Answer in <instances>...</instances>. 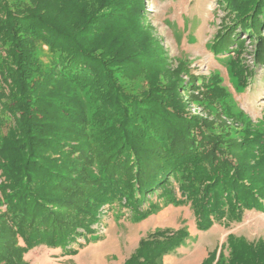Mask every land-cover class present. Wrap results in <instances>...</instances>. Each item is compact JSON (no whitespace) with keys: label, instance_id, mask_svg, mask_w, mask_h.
<instances>
[{"label":"trees","instance_id":"16d2710c","mask_svg":"<svg viewBox=\"0 0 264 264\" xmlns=\"http://www.w3.org/2000/svg\"><path fill=\"white\" fill-rule=\"evenodd\" d=\"M219 2L232 21L213 52L233 56L242 35L264 30V0ZM143 8L144 0H0V264H28L26 253L43 245L75 254L70 245L92 242L97 213L116 204L134 219L157 208L153 197L189 204L202 230L264 213L251 183L264 182V137L248 159L247 135L225 141L186 113L184 81L157 54ZM258 46L264 65V39ZM39 51L50 55L48 70ZM131 70L150 81L140 96L119 82ZM186 238L152 234L125 264H159ZM227 247V257L203 264H264V242L230 235Z\"/></svg>","mask_w":264,"mask_h":264},{"label":"rangeland","instance_id":"374dc122","mask_svg":"<svg viewBox=\"0 0 264 264\" xmlns=\"http://www.w3.org/2000/svg\"><path fill=\"white\" fill-rule=\"evenodd\" d=\"M219 1L144 0L142 19L158 43L157 54L184 81L180 91L186 113L215 124V132L221 133L225 141H242L247 135L252 144L244 153L253 159L255 141L264 137V65L255 56L260 50L259 40L264 39V30L258 37L242 35V49L232 47L233 56H215L212 47L219 46L221 34L230 33L226 29L232 21L229 9ZM38 57L48 70L50 55L39 51ZM232 61L240 62L244 78L236 75ZM134 71H129L127 76L119 74V82L128 93L140 96L150 89V81L144 74L146 71ZM2 137L0 131V144ZM257 159L262 160L260 154ZM262 179L251 182L256 194H264ZM151 201L157 208L142 219H134L129 209L118 204L100 210L99 222L90 227L96 231L92 242L78 237L77 243L70 245V249L77 251L73 255L62 248L43 245L26 253L25 261L28 264H125L144 238L165 231L182 230L187 238L181 247L162 257L159 264H203L213 255L227 257L230 235L249 243L264 242L262 212H248L239 224L214 223L202 230L197 227L189 204L164 205L157 203L155 197ZM148 208L146 203L141 210Z\"/></svg>","mask_w":264,"mask_h":264}]
</instances>
